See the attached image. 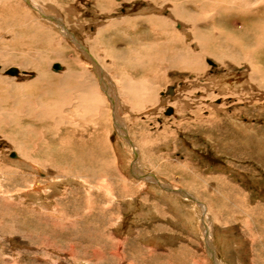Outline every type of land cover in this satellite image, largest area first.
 I'll return each mask as SVG.
<instances>
[{"label": "rangeland", "instance_id": "rangeland-1", "mask_svg": "<svg viewBox=\"0 0 264 264\" xmlns=\"http://www.w3.org/2000/svg\"><path fill=\"white\" fill-rule=\"evenodd\" d=\"M1 52L0 264H264V0H0Z\"/></svg>", "mask_w": 264, "mask_h": 264}, {"label": "bare ground", "instance_id": "bare-ground-1", "mask_svg": "<svg viewBox=\"0 0 264 264\" xmlns=\"http://www.w3.org/2000/svg\"><path fill=\"white\" fill-rule=\"evenodd\" d=\"M167 3H168V2H167ZM181 12H182L181 10H180V11H178V10L176 11V9L173 8L172 16H175L176 18H180V17L184 16V14H182ZM193 24H194V23H193ZM193 24H192V25H193ZM193 28H194V27H193ZM191 29H192V28H191ZM189 31H190V30H189ZM176 32H177V31H176ZM176 32L174 31V35H175V36H172V35H171V37H172V38H171V41H175V39H176L177 41H179V42H181V43H184V40L181 38V34H179V32H178V33H176ZM166 34H167V33H166ZM169 35H170V34H169ZM176 35H177V36H176ZM193 35H194V38H195L196 35H195L194 33H193ZM164 38H165V37H164ZM196 42H198V40H197ZM172 43H173V42H172ZM186 44H187V43H186ZM195 44H196V43H195ZM200 46H201V45H199V47H200ZM200 48H201V47H200ZM199 50H200V49H199ZM200 52H201V51H198L199 54H201ZM7 54H8V53H6V52H5V54H4V52H1V53H0V57H1L2 55H4V57H5V58H4V61H5V62H3V63L19 62L18 59H17V60H13L14 57H15V59H16V57H17L16 55H14V54H12V53H11V54L9 53L10 55L7 56ZM54 67H55V68H59V66L56 67L55 65H54ZM12 68H15V67H12ZM16 70H17V69H16ZM7 71H8V70H7ZM7 71H6V73H7V74H10V73H8ZM15 74H17V71H16ZM15 74H10V75H15ZM2 80H3V79H2ZM133 86H134V85H133ZM122 87H123V85H122ZM128 89H129V90H135L136 88H134V87H132V86H129ZM141 89H142V88H141ZM79 90H80V89H79ZM81 90H82V89H81ZM126 90H127V89H126ZM147 91H148V90H147ZM166 93H167V92H166ZM171 93H172V92H171ZM84 96H87V95H84ZM84 102H85V101H84ZM96 104H97V103H96ZM90 106H91V105H90ZM92 108H93V107H92ZM61 141H62V140H61ZM63 143H64V142H63ZM61 144H62V143H61ZM68 144H69V143H68ZM62 152H63V151H62ZM70 164H71V163H70Z\"/></svg>", "mask_w": 264, "mask_h": 264}, {"label": "water", "instance_id": "water-1", "mask_svg": "<svg viewBox=\"0 0 264 264\" xmlns=\"http://www.w3.org/2000/svg\"><path fill=\"white\" fill-rule=\"evenodd\" d=\"M55 66L57 67L58 65L55 64ZM16 71H17L16 68H10V69H8L7 72L10 73V74H15ZM173 88H174V85L168 86L167 89H166V92H167V93H171L172 90H173Z\"/></svg>", "mask_w": 264, "mask_h": 264}]
</instances>
